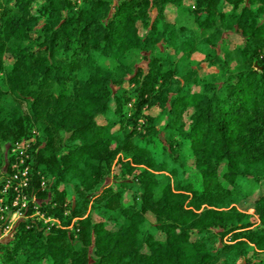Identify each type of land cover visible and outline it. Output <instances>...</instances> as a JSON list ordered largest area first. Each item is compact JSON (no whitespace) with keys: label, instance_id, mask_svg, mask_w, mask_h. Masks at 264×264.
<instances>
[{"label":"trees","instance_id":"trees-1","mask_svg":"<svg viewBox=\"0 0 264 264\" xmlns=\"http://www.w3.org/2000/svg\"><path fill=\"white\" fill-rule=\"evenodd\" d=\"M34 131L0 264H264V0H0V198Z\"/></svg>","mask_w":264,"mask_h":264},{"label":"rangeland","instance_id":"rangeland-1","mask_svg":"<svg viewBox=\"0 0 264 264\" xmlns=\"http://www.w3.org/2000/svg\"><path fill=\"white\" fill-rule=\"evenodd\" d=\"M182 13L183 14H181L179 16L178 12L174 8L171 9V12L168 15L169 20H174L175 18H177L179 20L178 22L182 25H192L191 21L187 17L188 14H187V10L185 8L182 10ZM192 26H194V25H192ZM224 41H225L224 42V48L222 50L221 49L219 50V54L222 58H225L228 55L233 58V60L227 66V71L233 72L240 65L239 58L236 56L235 51H236V49H238L239 47H241L243 45L244 40L240 35L233 33V34L227 35L225 37ZM129 58L131 61L137 62L140 59V55H130ZM227 59H229V57H227ZM193 60L195 62L187 63L186 65L196 66L197 63L204 61V56L200 55V54H195ZM103 63L107 66H111V62L109 60H104ZM199 75H200L201 79L210 80V81L216 79L218 82H223L225 79V72L220 67V64L213 65V66H211L207 63L203 64L200 67V74ZM158 112L159 111H157V110L148 111V113L151 115H157ZM39 141H40L39 133L34 131L33 136L28 141L21 143V146L24 148H26L28 146V149L33 148L39 143ZM4 148L5 147L0 142V151L4 152L5 151ZM122 157L126 158L125 155H123ZM261 191H263L262 186L255 189L254 193L251 197L242 200L240 203H237L236 208L242 212H247V213L253 214L254 210H255V200ZM123 202H124V204L131 203L132 202L131 194H129V193L126 194ZM22 217L23 216L20 217L19 215H17L16 217L12 218L11 223L9 221V227L5 231L0 232V241H3V242L6 241L7 242L11 239L13 231L18 226V223L23 219ZM147 220H148V223H153L155 219L152 215H148ZM70 228H72V227H70ZM259 257L264 259V254L260 253Z\"/></svg>","mask_w":264,"mask_h":264},{"label":"built area","instance_id":"built-area-1","mask_svg":"<svg viewBox=\"0 0 264 264\" xmlns=\"http://www.w3.org/2000/svg\"><path fill=\"white\" fill-rule=\"evenodd\" d=\"M27 152L28 146L24 148L21 143H18L13 150V154L17 158L11 166V174L5 178L2 197L0 198V221L8 219V222L11 223L12 218L17 215L20 217L25 215L28 195L24 191L29 187L31 181V168L26 164L27 159H29Z\"/></svg>","mask_w":264,"mask_h":264}]
</instances>
